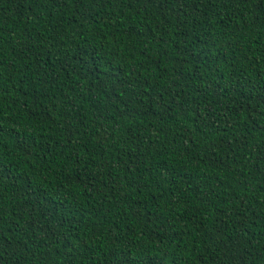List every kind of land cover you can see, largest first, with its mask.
I'll return each instance as SVG.
<instances>
[{"label":"trees","instance_id":"trees-1","mask_svg":"<svg viewBox=\"0 0 264 264\" xmlns=\"http://www.w3.org/2000/svg\"><path fill=\"white\" fill-rule=\"evenodd\" d=\"M0 264H264V0H0Z\"/></svg>","mask_w":264,"mask_h":264}]
</instances>
